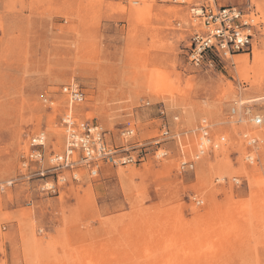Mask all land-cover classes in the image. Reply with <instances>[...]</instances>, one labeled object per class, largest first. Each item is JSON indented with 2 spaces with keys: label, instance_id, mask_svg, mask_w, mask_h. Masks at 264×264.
<instances>
[{
  "label": "rangeland",
  "instance_id": "rangeland-1",
  "mask_svg": "<svg viewBox=\"0 0 264 264\" xmlns=\"http://www.w3.org/2000/svg\"><path fill=\"white\" fill-rule=\"evenodd\" d=\"M208 1L0 0V264H264V0L233 5L259 24L250 52L195 68L191 9ZM71 83L86 95L78 124L118 145L129 123L143 143L166 124L178 135L158 146L169 156L149 146L144 163L77 169L79 181L48 172ZM203 119L220 146L183 170ZM40 133L42 165L28 159Z\"/></svg>",
  "mask_w": 264,
  "mask_h": 264
},
{
  "label": "built area",
  "instance_id": "built-area-1",
  "mask_svg": "<svg viewBox=\"0 0 264 264\" xmlns=\"http://www.w3.org/2000/svg\"><path fill=\"white\" fill-rule=\"evenodd\" d=\"M191 13L192 21L200 27L192 36L189 52V62L195 68L212 67L216 59L226 61L253 49L259 24L251 17L250 13L233 6L218 7L211 0L206 5L193 7ZM61 92L68 102L67 112L62 118L65 146L62 153L52 154L48 158V162L51 164V170L48 172L60 176L61 171L70 170L72 179L79 181L80 176L76 170L85 169L91 178H97L106 165L119 168L144 163L148 157L149 146L157 148L152 154L156 161L165 159L169 156L168 150L162 146L158 149V146L178 138V135H173L169 126L164 124L159 137H156L152 142L143 143L136 140L137 130L134 125L129 123L120 131L119 138L122 143L118 145L113 140L112 134L100 125L76 122L72 108L83 104L86 96L80 85L76 83L65 85ZM235 112L236 110H232V113ZM250 121L256 127L263 124V119L260 116H254ZM210 130V123L203 119L198 129L197 152L194 154L193 160L182 163L183 170L193 171L196 162L203 158L209 149L219 148L220 144L211 138ZM243 138L252 148H257L261 143L258 137L251 133H245ZM45 141L44 133L36 134L31 138L28 155L30 162L43 164ZM253 159L251 154L246 157L248 161H255ZM39 174L45 176V171H39ZM59 176L56 183H50L49 187H46L49 185L47 184L45 186L47 189H44L56 192L57 183L66 181Z\"/></svg>",
  "mask_w": 264,
  "mask_h": 264
},
{
  "label": "crops",
  "instance_id": "crops-1",
  "mask_svg": "<svg viewBox=\"0 0 264 264\" xmlns=\"http://www.w3.org/2000/svg\"><path fill=\"white\" fill-rule=\"evenodd\" d=\"M219 1L220 2L217 5L218 7L233 6L234 4H236L237 2H239V0H219Z\"/></svg>",
  "mask_w": 264,
  "mask_h": 264
},
{
  "label": "bare ground",
  "instance_id": "bare-ground-1",
  "mask_svg": "<svg viewBox=\"0 0 264 264\" xmlns=\"http://www.w3.org/2000/svg\"><path fill=\"white\" fill-rule=\"evenodd\" d=\"M242 104H244V102H242L241 105ZM256 136L258 137L259 141L263 143L260 134H258V135L256 134ZM246 162L249 163L250 165H253V163L256 162V161H248V160H246Z\"/></svg>",
  "mask_w": 264,
  "mask_h": 264
}]
</instances>
